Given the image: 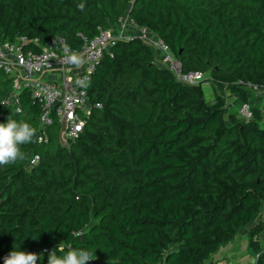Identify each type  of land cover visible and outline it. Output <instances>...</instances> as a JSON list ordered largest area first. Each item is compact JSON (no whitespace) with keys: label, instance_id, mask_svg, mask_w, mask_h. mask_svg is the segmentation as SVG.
<instances>
[{"label":"trees","instance_id":"trees-1","mask_svg":"<svg viewBox=\"0 0 264 264\" xmlns=\"http://www.w3.org/2000/svg\"><path fill=\"white\" fill-rule=\"evenodd\" d=\"M126 15L162 39L183 72L209 76L213 103L201 84L155 63V48L122 40L92 73L102 108L84 132L65 143L54 118L40 143L39 106L28 90L19 113L4 103L13 84L0 70V123L12 115L37 130L23 161L0 166V264L13 248L47 264L59 244L95 253L87 264H208L243 229L252 264H264L262 111L229 114L227 124L216 89L246 101L249 83L264 88V0H0V41L64 38L80 49V33L91 38Z\"/></svg>","mask_w":264,"mask_h":264},{"label":"built area","instance_id":"built-area-1","mask_svg":"<svg viewBox=\"0 0 264 264\" xmlns=\"http://www.w3.org/2000/svg\"><path fill=\"white\" fill-rule=\"evenodd\" d=\"M126 17L129 19L128 15ZM119 20H122L120 18ZM130 20V19H129ZM134 23L130 20V23ZM135 24V23H134ZM141 28V27H140ZM143 31H148L141 28ZM83 46L80 49L71 48L83 55L86 63L80 69H74L64 58V38L57 41L42 43L37 37L17 36L15 41H0V70L13 84L11 96L4 103L20 106V96L23 90H28L32 100L40 108V135L38 142L47 141V129L53 119L61 125L60 137L67 143L75 141L84 132L93 112L102 108V103L93 101L89 88L78 87L75 81L87 77L91 81L96 65L104 56L113 58L114 48L119 41H131L142 38V35L128 34L120 27L117 29H102L93 37L80 33ZM144 39V38H143ZM148 42V39H144ZM149 44V43H148ZM154 47L166 69L175 78L186 85L195 86L199 83L210 86V80L200 71L183 72L181 62L171 52L169 46L159 37L155 39ZM251 91L262 88L248 84ZM251 101L242 104L239 112L246 120L253 118ZM39 159L34 155L30 163ZM159 264H165L164 261Z\"/></svg>","mask_w":264,"mask_h":264},{"label":"clouds","instance_id":"clouds-1","mask_svg":"<svg viewBox=\"0 0 264 264\" xmlns=\"http://www.w3.org/2000/svg\"><path fill=\"white\" fill-rule=\"evenodd\" d=\"M77 8L83 11L84 3H79ZM56 40V38H55ZM55 42V41H54ZM65 60L73 66L74 69H80L86 63V59L80 53L73 51L67 44L63 45ZM78 87L90 86V80L87 77L79 78L75 81ZM21 110L16 109L19 113ZM36 128L25 121H17L10 115L6 123H0V166L15 164L23 161L26 154L22 150L23 145L36 142ZM56 249H59L63 255H57ZM48 254L47 264H87V262L96 259L95 253L83 250L73 249L71 246L65 251L62 244ZM95 257V258H94ZM38 259H43V253L15 250L13 248L3 257V264H37Z\"/></svg>","mask_w":264,"mask_h":264},{"label":"rangeland","instance_id":"rangeland-1","mask_svg":"<svg viewBox=\"0 0 264 264\" xmlns=\"http://www.w3.org/2000/svg\"><path fill=\"white\" fill-rule=\"evenodd\" d=\"M120 27H122L125 30V32H127L128 34H131V35L133 34L136 37L139 35H142V38H140V39L145 44L155 48L154 42H155V39L158 37L154 33H152L151 31H149V30L143 31L138 25H136L132 22L130 23V20L126 16H124L122 18V20H119L117 22H113L111 25V29H117ZM143 38L148 39V42L144 41ZM154 62L157 63L162 68H165L160 57H159V53L156 52V50H155ZM205 76L209 77L206 74H205ZM200 84L201 83H199L197 85H200ZM201 86L203 87L207 101H209V103H213L214 91H213V88L211 87V84H210V86H205V85L201 84ZM216 89H217L218 93L221 95V98L225 103V107L228 108V112L224 115V118L227 120V124H230V115L229 114H233L236 118H243L241 116V113L239 112V109L241 108L242 104L244 102H246L248 99L251 101L252 108L258 107V108H260L262 113L264 112V99H263L264 94H262L264 92H262L261 95H259L260 91H258V90L251 91L250 97H247V100L245 101V100H240L239 95L232 93L230 91V89L226 86H224L223 88L218 86ZM246 89L249 90L250 88L247 86ZM237 97H238V99H237ZM260 98L262 99V102L259 103L257 101ZM262 116L264 119V115H262ZM262 123L264 124V120L262 121ZM262 214H264V206H263ZM234 238H236V237H234ZM234 238L231 239L225 245H223L224 247L219 251V253H217L214 257H212V259L210 260V263H208V264H217V263L221 262V259L225 260L226 264H239L240 262H242V264H248V263H250L251 260L253 261L255 259V253H254L253 248L250 247V245H249L248 236L244 239V241H242V242L240 241L241 250H240V253L238 254L239 263H238V260L234 259V256H233V251L235 248V245L233 243ZM241 239L242 238L240 237L238 240H241ZM244 245H245V247H244ZM247 255H249V257H247ZM252 261H251V263H252Z\"/></svg>","mask_w":264,"mask_h":264},{"label":"crops","instance_id":"crops-1","mask_svg":"<svg viewBox=\"0 0 264 264\" xmlns=\"http://www.w3.org/2000/svg\"><path fill=\"white\" fill-rule=\"evenodd\" d=\"M258 91H260L259 92V95H261V93L262 92H264V88L263 89H260V90H258ZM262 94H264V93H262ZM238 96V95H237ZM237 99H238V97H237ZM263 99H264V96H263ZM257 102H262V99L260 98ZM262 115H264V112L262 113ZM264 120V119H263ZM264 215V214H263ZM242 238L241 240H238L240 237ZM238 237V238H237ZM247 237V230L246 229H243V230H241L240 231V233L236 236V238H234V240H233V243H234V245H235V248H234V251H233V256H234V259H236V260H238L239 258H238V254L240 253V250H241V246H240V241L242 242V241H244V239ZM224 246H222L221 247V249L223 248ZM244 247H245V245H244ZM220 249V250H221ZM246 249V248H245ZM247 250V249H246ZM219 253V252H218ZM247 257H249V255H247ZM252 261V260H251ZM251 261H250V263H248V264H252L253 263V261H252V263H251ZM238 263H239V260H238ZM217 264H226L225 263V260H222L221 259V262H219V263H217ZM239 264H242V262H240Z\"/></svg>","mask_w":264,"mask_h":264},{"label":"water","instance_id":"water-1","mask_svg":"<svg viewBox=\"0 0 264 264\" xmlns=\"http://www.w3.org/2000/svg\"><path fill=\"white\" fill-rule=\"evenodd\" d=\"M1 118H2V115H0V120H1Z\"/></svg>","mask_w":264,"mask_h":264}]
</instances>
